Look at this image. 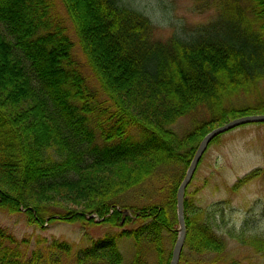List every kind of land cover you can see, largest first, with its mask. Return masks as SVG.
Segmentation results:
<instances>
[{"label": "trees", "instance_id": "trees-1", "mask_svg": "<svg viewBox=\"0 0 264 264\" xmlns=\"http://www.w3.org/2000/svg\"><path fill=\"white\" fill-rule=\"evenodd\" d=\"M239 1L223 0L193 29L169 23L162 36L127 0H0V210L35 227L62 220L115 229L79 250L59 238L29 250L0 225V264H170L177 190L200 141L234 117L264 113L263 98L226 104L264 80V0ZM204 109L206 119L193 117ZM186 115L192 128L180 135L173 125ZM161 167L177 170L164 202L123 203ZM258 178L264 167L229 188ZM195 192L187 186L179 264L190 254L264 264V234L230 225ZM226 234L248 246L247 262L222 261ZM121 237L135 245L128 263Z\"/></svg>", "mask_w": 264, "mask_h": 264}, {"label": "rangeland", "instance_id": "rangeland-1", "mask_svg": "<svg viewBox=\"0 0 264 264\" xmlns=\"http://www.w3.org/2000/svg\"><path fill=\"white\" fill-rule=\"evenodd\" d=\"M222 1L127 0L128 4L144 10L160 25L158 33L162 36L168 35L174 29L169 23L182 30L193 29L200 23L214 19ZM239 2L242 3L243 0ZM262 98L264 99V80L260 83L259 92L237 93L226 104L254 105ZM208 116L209 112L205 109L193 114L198 120ZM192 123V118L186 115L181 117L173 128L182 135L192 128ZM257 167H264V121L236 126L223 132L218 141L210 143L200 158L194 177L189 183V190L196 191L194 198L197 203L223 209L226 220L231 222L230 225L235 223L238 228L244 226L252 232L264 234V180L258 178L237 192L229 188L238 178ZM176 173L177 170L173 167H161L144 184L123 193V203L143 205L152 201L164 202ZM124 212L130 213L129 208H125ZM0 225L18 238L27 239L29 250L42 245L39 242L47 244L54 238L67 239L79 250L90 245L93 237L98 239L108 232L115 231L107 224L87 226L62 220L46 223L44 227H35L29 225L21 216L3 210H0ZM87 232L91 235H86ZM226 236L228 247L222 261L242 257L247 262L248 246H241L234 238L228 234ZM167 240L171 244L170 240ZM118 242L125 262H130L135 252L134 243L126 237L119 238ZM213 258L214 254H190L189 261L185 264L196 261L200 264H222L220 261L211 262ZM67 264L76 263L71 259Z\"/></svg>", "mask_w": 264, "mask_h": 264}, {"label": "water", "instance_id": "water-1", "mask_svg": "<svg viewBox=\"0 0 264 264\" xmlns=\"http://www.w3.org/2000/svg\"><path fill=\"white\" fill-rule=\"evenodd\" d=\"M258 121H264V113H250V114H244L234 117L224 122L223 124L214 127L212 130L206 133L202 138V140L200 141L198 148L177 190V217L179 221V226L177 228L178 236L175 240L172 249L170 264L180 263L181 253L184 248L186 234H187V225L185 219V203H184L185 192L187 186L189 185L195 174L196 168L204 151L206 150V148L208 147V145L216 135L226 132L241 124H245L249 122H258Z\"/></svg>", "mask_w": 264, "mask_h": 264}, {"label": "bare ground", "instance_id": "bare-ground-1", "mask_svg": "<svg viewBox=\"0 0 264 264\" xmlns=\"http://www.w3.org/2000/svg\"><path fill=\"white\" fill-rule=\"evenodd\" d=\"M193 179V178H192Z\"/></svg>", "mask_w": 264, "mask_h": 264}]
</instances>
